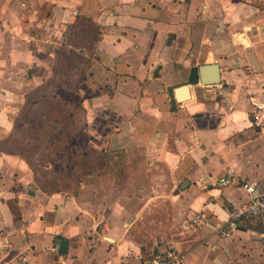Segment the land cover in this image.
<instances>
[{
    "label": "crops",
    "instance_id": "0c3cea01",
    "mask_svg": "<svg viewBox=\"0 0 264 264\" xmlns=\"http://www.w3.org/2000/svg\"><path fill=\"white\" fill-rule=\"evenodd\" d=\"M14 53L24 69L29 54L85 59L68 77L84 144L70 128L57 174L12 151ZM207 65L219 66V85L201 86ZM0 72V264H150L168 244L181 264H264V214L236 217L249 201L243 179L264 197V134L250 123L264 101V0H0ZM128 152L164 167L167 190L138 208L83 207L94 165Z\"/></svg>",
    "mask_w": 264,
    "mask_h": 264
},
{
    "label": "rangeland",
    "instance_id": "374dc122",
    "mask_svg": "<svg viewBox=\"0 0 264 264\" xmlns=\"http://www.w3.org/2000/svg\"><path fill=\"white\" fill-rule=\"evenodd\" d=\"M54 56L46 54V58L43 55V59H38L29 54V60H33L30 61L32 66L30 69L19 67L26 60L22 53H14L11 56L15 65L12 70L15 82L11 87L13 99L8 111L14 117L13 142L25 143L23 146L20 142L17 143V147L12 149L13 153L26 158L40 168H44L47 164L50 166L47 168H51L50 170L57 174L61 167L55 166V158L63 151L60 140H72V133L69 134L70 128L75 126L84 133L80 140L81 147L84 144L86 126L76 95L75 79L70 81L68 77L71 72L70 64L85 63V59L79 62L68 53L62 54L59 58ZM71 60L73 61L70 62ZM63 63L67 65L66 69ZM58 72L64 76L59 75ZM47 73L51 76L49 81L38 87L41 84L38 80L39 75L44 77ZM22 76L29 78L32 84L30 86L21 84L19 80ZM2 87L1 85L0 89ZM24 94L28 95L22 97ZM61 118H63L62 122H60ZM50 121L55 122L50 124ZM43 123L46 124L45 130ZM76 155L72 160L67 155L66 160L79 161L80 156ZM145 160L146 157L142 152H128L117 158H110L104 166L101 162L96 163L94 174L84 179L86 190L81 191L79 198L82 206L95 208V212L101 214V210L113 206L119 200L127 208L141 207L149 201L153 188L157 193H164L165 189L167 190L165 168L160 164L149 166ZM155 210L157 212L159 209L155 208Z\"/></svg>",
    "mask_w": 264,
    "mask_h": 264
},
{
    "label": "built area",
    "instance_id": "2783aa9c",
    "mask_svg": "<svg viewBox=\"0 0 264 264\" xmlns=\"http://www.w3.org/2000/svg\"><path fill=\"white\" fill-rule=\"evenodd\" d=\"M250 123L252 128L256 129L258 132L264 134V101L263 102H253V108L250 117ZM242 188L246 191L249 196V201L244 204L241 213H238L236 217L240 215L248 216H259L264 214V197L259 195V183L255 181H250L243 179ZM222 187L233 186L235 181L230 177H224L220 180ZM205 221L202 214H198L191 221V226L195 229L199 228ZM236 230V224L233 221L227 223L221 229L222 238L232 237V233ZM259 240L264 244V233L259 235ZM182 256L179 250L174 244H168L163 252L155 254L150 264H181ZM18 264H29L27 258L21 255L18 259Z\"/></svg>",
    "mask_w": 264,
    "mask_h": 264
},
{
    "label": "water",
    "instance_id": "95a60500",
    "mask_svg": "<svg viewBox=\"0 0 264 264\" xmlns=\"http://www.w3.org/2000/svg\"><path fill=\"white\" fill-rule=\"evenodd\" d=\"M201 86H217L221 83L220 68L218 65H207L199 68Z\"/></svg>",
    "mask_w": 264,
    "mask_h": 264
},
{
    "label": "trees",
    "instance_id": "16d2710c",
    "mask_svg": "<svg viewBox=\"0 0 264 264\" xmlns=\"http://www.w3.org/2000/svg\"><path fill=\"white\" fill-rule=\"evenodd\" d=\"M62 120H63V118L60 119V122H62ZM54 122H55V121H50L49 123L52 124V123H54ZM43 127H44V130H45V128H46V124H45V123H43Z\"/></svg>",
    "mask_w": 264,
    "mask_h": 264
}]
</instances>
